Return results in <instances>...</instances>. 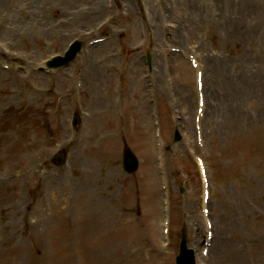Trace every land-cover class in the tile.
I'll return each mask as SVG.
<instances>
[{
	"label": "rangeland",
	"instance_id": "1",
	"mask_svg": "<svg viewBox=\"0 0 264 264\" xmlns=\"http://www.w3.org/2000/svg\"><path fill=\"white\" fill-rule=\"evenodd\" d=\"M69 1L0 0V60L6 59L15 67L25 66L34 72L48 58L64 52L76 39L88 43L107 36L105 44L89 47L82 54L85 56L90 51L82 67L90 69L84 79L88 87L84 105L93 113L112 105L111 92L115 86L112 75H123L120 76L123 84L138 76L141 81L146 72L145 54L150 55L157 83L154 99L159 100L165 144L170 147L163 155L162 173L167 174L175 200L173 243L165 255L173 258L184 224L189 241L195 237L202 240L205 227L200 215V184L190 158L191 153L197 151L193 73L187 66L190 77L183 78L184 70L180 69L183 62L179 57H173L170 47H179L185 54L202 58L220 74V83L212 89L219 85L216 90L221 94L215 102L214 93L210 92L212 105L204 123L206 152L202 157L211 171L213 196L210 206L216 223V239L209 264H264V89L261 84L264 75V0H151L157 15L153 21L149 11L146 23L137 20L138 0H117V5L110 0ZM15 32L18 33L16 36ZM106 57L108 64L99 67L98 60ZM77 64L61 74L72 75ZM102 69L105 71L101 72ZM35 75L37 77L26 85L42 91L55 89L57 82L64 80L61 77L46 78L41 73ZM94 75L98 78L93 79ZM111 80L113 87L107 98H90L92 83L101 87L103 93L110 89ZM136 85L134 98L127 101L131 102L130 108L136 107L137 115L134 116L138 125L133 131H125V119H121L118 145L111 141L106 147L111 149L115 158L113 166L122 177V180L110 181L111 187L113 191L125 187L124 192L128 195L125 201L122 194L114 191L113 205L125 207L128 223L133 219H144L145 226L151 230L158 220L161 202L159 173L156 171L154 140L144 128L145 124L150 126L147 85L142 90L137 82ZM19 87L15 76L0 71V91L3 93L0 104L4 106L14 94H17L16 100L21 99L22 96L16 93ZM22 89L23 94L31 91ZM59 98L53 104V112L44 111L33 137L23 138L22 132L26 128L18 127L7 132L3 129L0 136L3 193L17 192V188L23 192L16 207L9 209L4 218L5 227L0 224L1 237L13 236L9 240L16 246L13 254L28 251L30 243L34 244L33 253L46 252L52 239L61 238L68 232L69 227L57 226L60 222L57 218L51 220L49 228L41 225L39 221H45L34 210L40 199V187L50 182L52 189L60 180L47 175L30 176L41 167L54 168L50 162L57 149H65L69 154L67 172L85 168L89 152L87 143L84 146L78 142V134L69 124L73 111H83L70 105L71 91L63 92ZM62 101L65 106L59 104ZM144 116L147 122L146 119L142 121ZM176 128L183 140L172 145ZM124 147H129L140 161L139 171L132 176L123 171ZM79 151L80 154H76ZM27 171L29 180H20L21 185L15 186L16 179H21V174ZM69 181L78 184V180ZM183 185L184 194L181 195L179 186ZM90 222L86 213L81 224L72 222L71 226L85 229ZM197 228L202 229L200 236L195 234ZM153 239L157 241L156 233ZM252 239L258 243L257 247H251ZM5 249L6 245H3L0 252ZM224 250L231 255L224 258ZM9 264H13L11 260ZM71 264L79 263L74 258Z\"/></svg>",
	"mask_w": 264,
	"mask_h": 264
},
{
	"label": "bare ground",
	"instance_id": "2",
	"mask_svg": "<svg viewBox=\"0 0 264 264\" xmlns=\"http://www.w3.org/2000/svg\"><path fill=\"white\" fill-rule=\"evenodd\" d=\"M71 1V0H70ZM69 1V2H70ZM78 0H72V2H77ZM152 2V1H150ZM18 33L15 32V36ZM207 80L208 78L213 79L220 76L219 74L215 75V71L212 68H207L206 70ZM98 76H94V79H97ZM138 86L142 87L145 85L143 81H140L139 77L136 78ZM27 84V83H26ZM262 86L264 89V75L262 79ZM112 85V81L109 82V86ZM61 88L65 89L66 84L63 83L60 85ZM110 91V89H109ZM108 91V94L110 92ZM139 91V88H137ZM85 92V90H84ZM92 94L95 97H102V88L95 85L92 89ZM104 95L107 98V92L104 91ZM44 98L41 95H36L31 93L26 98V111L15 115L9 118L7 121L12 122L14 125L19 123V118H24L28 122H34L40 119L41 114L38 111H31L34 106H39L43 102ZM75 101V100H74ZM76 102V101H75ZM210 105V101H209ZM145 108V105H143ZM16 111H14L15 113ZM107 116H112V112L109 111ZM89 122V119H88ZM89 132H86L85 138ZM107 138L101 137L99 135L95 136L93 141L94 146L97 148V151L100 150L103 143ZM97 153H93L89 155V168L91 169L89 174L86 175L87 180H93L94 182L101 180H110L111 171L108 174H103V171L99 168L98 163L95 162V157ZM98 162L101 161V156H98ZM115 180H119L120 176L118 174H114L111 176ZM2 186L0 185V188ZM65 191V190H64ZM99 194H103V192H99ZM90 198L95 201L93 207L90 208V216H91V226H90V234L88 237L80 238V242L75 237H72L70 240H63L61 245L58 247L62 250L65 256H60L56 254H49L46 258L42 259L38 264H65L68 261L63 260L66 256L73 255L81 250L86 251L87 262L86 264H156V260H152L153 258H157L158 255L151 254L152 249H148L144 244V239L141 235V232L138 229L130 230L129 227L125 228V221L122 217H120L116 213L115 206L113 205L112 198L111 199H97L94 196V193H90ZM69 206L73 204V201L70 198H66L64 200ZM76 208L80 213H82L85 209H81L79 202L75 203ZM110 236L109 242L107 243L104 238ZM93 238H97L93 240ZM93 240L95 242L94 245H90L85 243L86 240ZM83 240V241H82ZM94 246V247H93ZM147 251H149L147 253ZM159 263V260L157 261ZM203 264V262H200Z\"/></svg>",
	"mask_w": 264,
	"mask_h": 264
},
{
	"label": "water",
	"instance_id": "3",
	"mask_svg": "<svg viewBox=\"0 0 264 264\" xmlns=\"http://www.w3.org/2000/svg\"><path fill=\"white\" fill-rule=\"evenodd\" d=\"M180 264H182V263L180 262Z\"/></svg>",
	"mask_w": 264,
	"mask_h": 264
}]
</instances>
